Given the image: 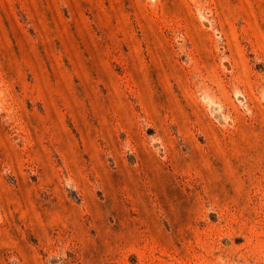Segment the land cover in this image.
<instances>
[{
    "label": "rangeland",
    "instance_id": "rangeland-1",
    "mask_svg": "<svg viewBox=\"0 0 264 264\" xmlns=\"http://www.w3.org/2000/svg\"><path fill=\"white\" fill-rule=\"evenodd\" d=\"M0 264H264V0H0Z\"/></svg>",
    "mask_w": 264,
    "mask_h": 264
}]
</instances>
